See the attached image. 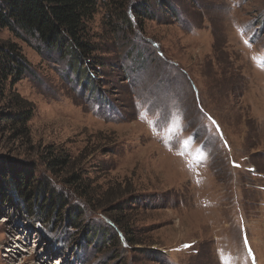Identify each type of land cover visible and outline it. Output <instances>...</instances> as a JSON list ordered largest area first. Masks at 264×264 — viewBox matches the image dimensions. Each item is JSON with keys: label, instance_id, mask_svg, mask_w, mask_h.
Listing matches in <instances>:
<instances>
[{"label": "rangeland", "instance_id": "1", "mask_svg": "<svg viewBox=\"0 0 264 264\" xmlns=\"http://www.w3.org/2000/svg\"><path fill=\"white\" fill-rule=\"evenodd\" d=\"M133 3L90 57L0 32V264H264V0Z\"/></svg>", "mask_w": 264, "mask_h": 264}, {"label": "trees", "instance_id": "2", "mask_svg": "<svg viewBox=\"0 0 264 264\" xmlns=\"http://www.w3.org/2000/svg\"><path fill=\"white\" fill-rule=\"evenodd\" d=\"M147 5L149 6L146 1L145 6ZM141 7V3L137 6L133 0H0V32L9 31L16 39L35 46L41 54L48 51L58 53L61 58L69 55L75 58L90 57L95 51V35L91 25L100 10L105 11L104 20L122 14L125 23H128L127 9L139 16ZM146 11H143L144 14ZM29 69L30 64L17 43L4 41L0 45V82L20 80ZM21 118L18 119L24 124L29 120ZM73 182L77 183L75 176ZM30 186H35L32 180H20L15 185L23 197L31 193ZM35 187L39 192L36 193V198L44 196L50 189L43 181ZM52 196L50 194L46 199L51 202ZM67 204L68 201L65 205ZM53 207L55 213L59 207ZM95 235L96 233L93 236Z\"/></svg>", "mask_w": 264, "mask_h": 264}, {"label": "bare ground", "instance_id": "3", "mask_svg": "<svg viewBox=\"0 0 264 264\" xmlns=\"http://www.w3.org/2000/svg\"><path fill=\"white\" fill-rule=\"evenodd\" d=\"M16 249H17V247H16Z\"/></svg>", "mask_w": 264, "mask_h": 264}]
</instances>
